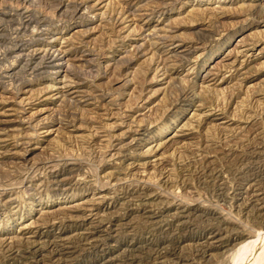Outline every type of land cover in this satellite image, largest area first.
<instances>
[{
  "label": "rangeland",
  "instance_id": "374dc122",
  "mask_svg": "<svg viewBox=\"0 0 264 264\" xmlns=\"http://www.w3.org/2000/svg\"><path fill=\"white\" fill-rule=\"evenodd\" d=\"M263 182L264 0H0V264H264Z\"/></svg>",
  "mask_w": 264,
  "mask_h": 264
},
{
  "label": "bare ground",
  "instance_id": "6f19581e",
  "mask_svg": "<svg viewBox=\"0 0 264 264\" xmlns=\"http://www.w3.org/2000/svg\"><path fill=\"white\" fill-rule=\"evenodd\" d=\"M39 33V32H38ZM146 35H150V34H146ZM152 35V37L154 36V34H151ZM9 38H11V37H9ZM148 38H149V36H148ZM2 39V38H1ZM7 39V38H6ZM39 40V39H38ZM23 46V45H22ZM25 46V45H24ZM16 47V46H15ZM26 47V46H25ZM23 49V48H22ZM26 49V48H25ZM51 50V49H50ZM15 51V50H14ZM50 52V51H49ZM183 55V54H182ZM51 61H52V59H51ZM57 63H59V62H57ZM56 64V63H55ZM65 86V85H64ZM67 86V85H66ZM141 128V127H140ZM138 130V129H137ZM134 131V130H133ZM142 131V130H141ZM137 132V131H136ZM144 132V131H143ZM20 136H21V134H20ZM133 137V136H132ZM21 138H23V137H21ZM134 138V137H133ZM136 139V138H135ZM134 139V140H135ZM133 140V139H132ZM136 141V140H135ZM23 142H25V141H22V143ZM253 142V141H252ZM125 144V143H124ZM128 145V144H127ZM130 146V145H129ZM248 146V144H246V146L245 147H247ZM125 147V146H124ZM123 147V148H124ZM128 147V146H127ZM131 147V146H130ZM129 147V148H130ZM250 147H252V146H250ZM115 149V148H114ZM117 149V148H116ZM119 149H121V148H119ZM118 149V150H119ZM255 149V148H254ZM258 149V148H257ZM123 150V149H122ZM126 150V149H125ZM125 150H123V151H125ZM243 151H244V149H243ZM117 152V151H116ZM126 152H127V150H126ZM242 152V151H241ZM252 152H255V150H252ZM113 152H111V154H112ZM120 153V152H119ZM123 153V152H122ZM131 153V152H130ZM109 154V153H108ZM113 154H115V152L113 153ZM121 154V153H120ZM127 154H128V152H127ZM242 154V153H241ZM245 154H247V153H245ZM250 154V153H249ZM253 154V153H252ZM118 155V154H117ZM125 155V154H124ZM123 155V156H124ZM130 155V154H129ZM113 155H111V157H112ZM115 156H116V154H115ZM239 156H241V155H239ZM109 157V156H108ZM124 157H126V156H124ZM113 158V157H112ZM117 158V157H116ZM115 159V158H114ZM158 159V158H157ZM162 159V158H161ZM52 160V159H51ZM109 160V159H108ZM111 160V159H110ZM109 160V161H110ZM113 160V159H112ZM50 161V160H49ZM157 161V160H156ZM252 161V160H251ZM250 161V162H251ZM149 162V161H148ZM161 162V161H160ZM146 163H147V161H146ZM263 163V162H262ZM134 164V163H133ZM132 164V166H134ZM136 165L138 164V163H135ZM144 164H145V162H144ZM149 164H151V163H149ZM154 164V163H153ZM162 164V163H161ZM254 164V163H253ZM58 165H60V164H58ZM135 165V166H136ZM141 165V164H140ZM147 165V164H146ZM57 166V165H56ZM131 166V167H132ZM61 167V166H60ZM139 167V166H138ZM137 166H136V168H138ZM142 167V166H141ZM51 168V167H50ZM58 168V167H57ZM63 168H64V166H63ZM70 168V167H69ZM68 168V169H69ZM130 168V167H129ZM260 168V167H259ZM54 169H55V167H54ZM61 169V168H60ZM70 169H72V168H70ZM69 169V170H70ZM262 169V168H261ZM260 169V170H261ZM50 170V169H49ZM56 170V169H55ZM58 170V169H57ZM63 170V169H62ZM66 170V169H65ZM121 170V169H120ZM126 170V169H125ZM259 170V171H260ZM51 171V170H50ZM122 171V170H121ZM128 171V170H127ZM130 171V170H129ZM133 171V170H132ZM57 172V171H56ZM63 172H64V170H63ZM123 172H124V170H123ZM205 172V171H204ZM116 173H117V171H116ZM54 174V173H53ZM58 174V173H57ZM137 174V173H136ZM131 175V174H130ZM133 176V175H132ZM251 176V175H250ZM135 177V176H134ZM260 177V176H259ZM263 177V176H262ZM119 178V177H118ZM124 178V177H123ZM128 178H129V176H128ZM139 178V177H138ZM120 179H121V177H120ZM133 179V178H132ZM135 179V178H134ZM133 179V180H134ZM261 179H263V178H261ZM116 180V179H115ZM127 180V179H126ZM130 180V179H129ZM138 180V179H137ZM259 180H260V178H259ZM117 181V180H116ZM261 181H263V180H261ZM140 182V181H139ZM256 182V181H255ZM259 182V181H258ZM136 183V182H135ZM145 183V182H144ZM144 183L142 184V185H144ZM264 183V182H263ZM105 184V183H104ZM116 184V183H115ZM129 184V183H128ZM252 184H253V182H252ZM106 185V184H105ZM131 185V184H130ZM136 185V184H135ZM256 185H257V183H256ZM126 186V185H125ZM139 186V185H138ZM103 187V186H102ZM110 187V186H109ZM114 187H116L115 185H114ZM131 188V187H130ZM138 188H141V187H138ZM114 189V188H113ZM235 189V188H234ZM257 189H259V188H257ZM256 189V190H257ZM120 190V189H119ZM135 190H136V188H135ZM145 190V189H144ZM125 191V190H124ZM221 191V190H220ZM238 195H239V197H237L238 199H243V201H241V203L243 202L244 203V205H245V203L247 204V205H249L252 209L251 210H254V214H253V217H255V218H260V224H262L263 226H264V206L262 205V203H264V202H262L261 203V201H260V198L262 199V197H258V194L257 193H250L249 195H248V192H242V191H240L239 189H238ZM121 192V191H120ZM120 192L118 193V194H120ZM228 192V191H227ZM236 192V191H235ZM257 192V191H256ZM134 193V192H133ZM143 193V192H142ZM221 193H223L222 191H221ZM246 193V194H245ZM156 194V193H155ZM230 194V193H229ZM236 194V193H235ZM236 194V195H237ZM166 195V194H165ZM218 195V194H217ZM222 195V194H221ZM224 195H226V193L224 194ZM237 195V196H238ZM261 195V194H260ZM115 196V195H114ZM124 196V195H123ZM149 196H150V194H149ZM157 196H158V194H157ZM167 196V195H166ZM234 196V195H233ZM226 197V196H225ZM228 197V196H227ZM123 198H125V196L123 197ZM136 199H134V196H133V202H129L130 204H135V205H138V208H139V205H147L146 204V198L147 197H145L143 194L142 195H137L136 197H135ZM236 198V199H237ZM233 199H235V198H233ZM112 201H113V199H112ZM126 201V200H125ZM125 201H123V202H125ZM146 201V202H145ZM129 203H128V205H129ZM149 203V202H148ZM167 203H168V201H167ZM180 203V202H179ZM123 204V203H122ZM127 204V203H126ZM171 204V203H170ZM176 204V203H175ZM240 204V203H239ZM238 204V205H239ZM124 205V204H123ZM169 205V204H168ZM188 205V204H187ZM242 205V204H241ZM243 205V206H244ZM246 205V206H247ZM132 206V205H131ZM196 206H197V204H196ZM237 206V205H236ZM136 207V206H135ZM141 207V206H140ZM181 207V206H180ZM185 207H186V205H185ZM245 207V206H244ZM187 208V207H186ZM181 211H184L185 209L183 208V209H180ZM147 211H149V209L147 210ZM156 212V211H155ZM179 212V211H178ZM250 212V211H249ZM152 214H154V213H152ZM152 214H151V216H152ZM175 214V213H174ZM176 214H177V212H176ZM188 214V213H187ZM250 214V213H249ZM101 215H103V214H101ZM107 215V214H106ZM108 215H110V214H108ZM104 216H105V213H104ZM104 216H102V217H100V218H98V219H96V220H92V224H90L87 228H86V230L85 231H83V232H81V233H79L78 234V240L80 239V240H82L83 242H86V244H88V245H93V246H95L96 245V243H98L97 241H100V238H99V236H97L96 234H97V232H98V230H100V231H103L104 229H103V225H104V222L105 221H107L108 223H109V225H110V223L114 220V217H112V215L111 216H106V217H104ZM146 216H148V215H146ZM150 216V217H151ZM154 216V215H153ZM173 216V215H172ZM202 216V215H201ZM203 216H204V214H203ZM175 217V216H174ZM189 217V216H188ZM200 217V216H199ZM209 217V216H208ZM212 217V216H211ZM219 218V217H218ZM173 219V218H172ZM208 219V218H207ZM225 219V218H224ZM202 220H203V217H202ZM206 220V219H205ZM217 220V219H216ZM227 220V219H226ZM91 221V220H90ZM168 221V220H167ZM185 221H189V219L188 220H186V219H184V222ZM204 221V220H203ZM221 221V220H220ZM220 221H217V222H215L216 224L219 222V223H221ZM224 221V220H223ZM183 222V221H182ZM183 222V223H184ZM259 222V221H258ZM258 222H257V224H258ZM206 223L207 222H205V225H206ZM256 223V222H255ZM60 224V223H59ZM58 224V225H59ZM63 224V223H62ZM185 224V223H184ZM222 224H223V222H222ZM224 224H225V222H224ZM108 225V226H109ZM177 225H179V224H177ZM221 225V224H220ZM259 225V224H258ZM189 226V225H188ZM212 226V225H211ZM214 226V225H213ZM215 226H217V225H215ZM222 226V225H221ZM221 226H220V228H221ZM224 226V225H223ZM61 227V226H60ZM109 227H111V226H109ZM257 227V226H256ZM59 228V227H58ZM204 228V227H203ZM217 228V227H216ZM251 228V227H250ZM210 229V228H209ZM214 229V228H213ZM224 229H226L225 227H224ZM221 230V229H220ZM244 230V229H243ZM255 230V229H254ZM212 231V230H211ZM249 231V229H247V232ZM216 232H217V230H216ZM235 232V231H234ZM105 233L106 234H110L109 233V231H107V230H105ZM238 233V232H237ZM255 233V232H254ZM253 233V234H254ZM258 233V232H257ZM215 234V233H214ZM244 234H246V233H244ZM212 235V234H211ZM249 235V234H248ZM210 236V235H209ZM216 235H214V238H216V239H212V240H205V241H203V242H199V244H198V242H197V244H198V246L194 249V251H193V254H192V256L193 257H195V256H200V257H204L205 255H207V254H209L210 252H211V250H213V249H219V248H222L224 245H225V243L222 241V239H218L217 237H215ZM245 236V235H244ZM252 236V235H251ZM250 236V237H251ZM211 237V236H210ZM70 238V237H69ZM211 238H213V237H211ZM68 239V237H59L57 240H54V241H52L53 243H52V246H53V248H55V250L54 251H57L59 254H61V252H67L66 250V248H69V246H67L66 245V240ZM102 239V238H101ZM252 239V238H251ZM258 239V238H257ZM261 239V238H260ZM49 240V239H48ZM77 240V241H78ZM79 240V241H80ZM247 240V239H246ZM51 241V240H50ZM82 241H80L81 243H82ZM244 241V240H243ZM27 244H28V242H27ZM30 244V243H29ZM46 244V243H45ZM84 244V243H83ZM196 244V243H195ZM247 244V243H246ZM261 244V241H259V239L257 240V241H253V242H249V244H247V245H243L244 247H246V253H245V255L248 253V255H250L251 254V256H252V254L253 253H255L256 254V252L258 253V249L260 250V251H262V249H260V247H259V245ZM262 244H263V242H262ZM6 245H7V243H6ZM32 245H34L33 243L31 244V246ZM38 245V244H37ZM49 245V244H48ZM25 246V245H24ZM262 246H264V244L262 245ZM12 247V246H11ZM13 247H14V245H13ZM46 247V245L43 247V248H45ZM92 247V246H91ZM166 247H168V246H166ZM8 248H10V247H8ZM23 248V247H22ZM22 248H20V249H22ZM26 248V247H25ZM87 248V247H86ZM191 248V247H190ZM240 248V247H239ZM243 248V247H242ZM263 248V247H262ZM12 249V248H11ZM19 249V250H20ZM36 249V248H35ZM43 250V249H42ZM53 250V249H52ZM125 250H127V249H125ZM191 250V249H190ZM193 250V249H192ZM4 251V250H3ZM10 251V250H9ZM24 251V250H23ZM32 251V250H31ZM39 251V250H38ZM51 251V250H50ZM131 251V250H130ZM175 248L173 247V248H165L164 250H162V249H159V250H156L153 254H148L149 255V259L147 260V262H146V264H156V263H160V262H166V261H161V258H163V257H165V259H166V255H169V254H175ZM16 252H18V251H16ZM22 252V251H21ZM29 252H30V250H29ZM37 252V251H36ZM129 252V251H128ZM132 252V251H131ZM146 252L148 253L149 252V250L147 251L146 250ZM188 252V251H187ZM243 252V251H242ZM12 253V252H11ZM51 253V252H50ZM178 253V252H177ZM180 253V252H179ZM9 254V253H8ZM39 254V253H38ZM185 254V253H184ZM187 254V253H186ZM259 254H262V253H260L259 252ZM258 254V256H260ZM13 255V254H12ZM30 255V254H29ZM32 255V254H31ZM36 255V254H35ZM122 255V254H121ZM247 255V256H248ZM6 256V255H5ZM11 256V255H10ZM23 256V255H22ZM34 256V255H33ZM178 256V255H177ZM180 256V255H179ZM186 256V255H185ZM184 256V257H185ZM187 256H189V254L187 255ZM262 256H264V253H263V255ZM8 257H9V255H8ZM21 257V256H20ZM19 257V258H20ZM25 257V256H24ZM62 257V256H61ZM124 259H123V263L124 264H135V262H136V257L137 256H135L134 254H132V253H130V254H128L127 253V255L126 256H122ZM23 258V257H22ZM28 258V257H27ZM108 258H110V257H108ZM112 258H113V256L110 258V259H104L103 260V262H102V264H113L112 263ZM115 258V257H114ZM113 258V259H114ZM187 258V257H186ZM189 258H192V257H190L189 256ZM256 258V257H255ZM262 258H264V257H262ZM6 259V258H5ZM8 259H10V258H8ZM117 259H120L119 258V256H118V258ZM164 259V260H165ZM242 259V258H241ZM243 259H244V257H243ZM242 259V260H243ZM259 259H261V257L259 258ZM258 259V260H259ZM3 260V259H2ZM29 260V259H28ZM28 260H26V261H28ZM140 260V259H139ZM144 260V259H143ZM186 260H189V259H186ZM254 260V259H253ZM31 261V260H30ZM32 261H33V259H32ZM34 261H35V259H34ZM180 261V260H179ZM194 261V260H193ZM251 261V260H250ZM255 261V260H254ZM260 261V260H259ZM21 262V261H20ZM24 262H25V260H24ZM68 262V261H67ZM121 262V261H120ZM168 262V261H167ZM166 262V263H167ZM186 262V261H185ZM253 262V261H252ZM257 262V261H256ZM6 263V262H5ZM31 263V262H30ZM35 263V262H34ZM71 262H69V264H70ZM137 263H140V262H137ZM145 263V262H144ZM172 263H174V262H172ZM178 263V262H177ZM243 263V262H242ZM255 263V262H254ZM258 263V262H257ZM7 264V263H6ZM9 264V263H8ZM15 264V263H14ZM19 264V263H18ZM21 264V263H20ZM26 264H27V262H26ZM54 264H56V263H54ZM142 264V263H141ZM161 264V263H160ZM165 264V263H164ZM185 264H189L188 262H186ZM239 264H240V262H239ZM261 264V263H260Z\"/></svg>",
  "mask_w": 264,
  "mask_h": 264
}]
</instances>
